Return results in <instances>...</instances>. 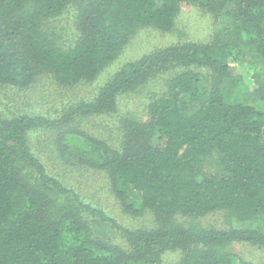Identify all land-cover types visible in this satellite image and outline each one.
<instances>
[{"label": "trees", "instance_id": "1", "mask_svg": "<svg viewBox=\"0 0 264 264\" xmlns=\"http://www.w3.org/2000/svg\"><path fill=\"white\" fill-rule=\"evenodd\" d=\"M184 1L214 16L209 40L125 63L94 101L62 118L117 111L119 95L143 90L172 66L188 69L149 93L145 116L127 113L118 147L79 130L81 141L58 147L69 163L104 171L125 212L151 210L160 225L126 228L47 174L27 134L61 121L0 115V264H163L172 250L184 253L179 264H253L229 244L264 247V0H0V82L91 80L140 28L173 31ZM70 3L81 37L65 46L40 22ZM244 62L250 81L233 69ZM215 211L225 212L228 228L198 222ZM93 227L120 233L130 248L98 240Z\"/></svg>", "mask_w": 264, "mask_h": 264}, {"label": "rangeland", "instance_id": "2", "mask_svg": "<svg viewBox=\"0 0 264 264\" xmlns=\"http://www.w3.org/2000/svg\"><path fill=\"white\" fill-rule=\"evenodd\" d=\"M176 16L173 31H164L152 26L140 28L124 46L120 55L110 62L99 75L91 80H81L75 84H64L51 74H42L33 83L21 86L0 82V115L13 118L23 113L41 114L50 119H58V126L32 129L27 137L32 152L45 165L49 176L59 180L67 188H73L82 201L92 207L104 211L118 223L129 229L153 230L160 224L151 210L142 213L125 212L119 199L115 196L104 171L90 167L73 165L59 150L60 142L72 147L82 140L75 131L87 133L99 138L113 147H118L124 131L122 121L129 112L146 115L149 93H162L167 87L169 77L186 71L188 68L172 66L170 69L154 77L141 91L124 93L118 96V109L108 113L76 114L64 119L67 109L77 106L80 102L94 101L112 75L125 63L136 60L157 48L184 42H203L210 39L214 28V16L202 5L181 2ZM78 10L74 3L68 4L62 13L53 15L40 22L41 30L47 32L61 45H75L81 37L77 26ZM233 69L250 81L252 68L248 62L233 64ZM64 121V122H63ZM177 222L186 223L180 215ZM198 222L210 228L225 229L224 211H215L198 219ZM95 238L106 243H115L129 249V243L120 233H101L93 227ZM229 248L239 258L253 264H264V247L251 242L235 240ZM184 253L180 250L167 251L163 255V264H179Z\"/></svg>", "mask_w": 264, "mask_h": 264}, {"label": "crops", "instance_id": "3", "mask_svg": "<svg viewBox=\"0 0 264 264\" xmlns=\"http://www.w3.org/2000/svg\"><path fill=\"white\" fill-rule=\"evenodd\" d=\"M149 53V52H148Z\"/></svg>", "mask_w": 264, "mask_h": 264}]
</instances>
